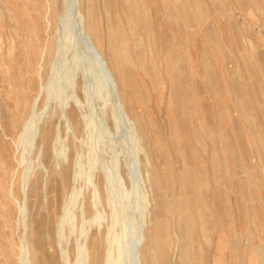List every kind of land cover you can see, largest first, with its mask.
Returning <instances> with one entry per match:
<instances>
[{
  "label": "rangeland",
  "instance_id": "obj_1",
  "mask_svg": "<svg viewBox=\"0 0 264 264\" xmlns=\"http://www.w3.org/2000/svg\"><path fill=\"white\" fill-rule=\"evenodd\" d=\"M133 1L130 13L138 9L137 24L126 18L128 13L121 8L119 0H76L73 29L77 32L83 28L89 33L112 75L114 87L105 106L95 100L88 107L82 87L85 83L93 86V82L88 78L86 81L77 69L73 90H67L65 103L61 106L50 102L45 110L44 87L52 63L59 62L55 61L60 37L56 27L63 0H0V264H20L22 244L26 246L27 264H64L55 235L62 208L72 192L78 194L72 208L76 230L69 235L65 227L61 243L67 264H74L77 246L86 252L87 264H104L110 225L105 176L97 165L92 172V187L81 179H74L75 161L84 165L87 160L84 118L90 113L88 108L94 116L97 113L95 121L100 116L104 121H101L103 144L95 149L99 160L111 166L117 162V175L125 191L133 186L131 171H134L135 180L145 195L147 210L143 215L141 264H160L161 249L165 264H192L193 259L208 264L214 247L235 246L238 253L243 244L264 257V229L259 225V220L264 219V0H165L164 4L162 0ZM145 13L147 17L143 18ZM115 22L128 38L131 32L140 36V56L131 48V38L127 42L129 56H123L122 44L110 36L114 34ZM96 29L100 32L99 39L93 36ZM69 51L66 60L70 59ZM123 70L132 75L138 91L125 86ZM208 92L215 97L217 108L214 114L206 113L204 121L197 123L200 112L195 110L191 95L199 94L204 111V104L214 102ZM116 105L121 106L119 111L126 116L119 115L123 121H119L118 130L112 119ZM41 111L30 161L20 164L17 137L24 122ZM213 117L220 122V139L230 140L231 146L219 149L217 139L218 178H212L211 167L205 163L201 175L207 184L202 178L204 186L199 180V195L185 194L179 178L181 167L176 160L179 155L174 131L178 128L184 141L188 137L184 152L189 167L193 164V146L206 162L210 156V140L202 129H199L200 145L191 136L198 127L208 126ZM56 134L62 142L63 151L59 155L54 153L58 150ZM133 135L138 140L137 152H131L134 149L129 144ZM105 136L113 142L109 146ZM233 184L235 188L239 186L234 196ZM214 187H219L224 200L215 199ZM93 188L96 203L92 199ZM155 190L167 208L159 218L154 217ZM196 198L202 200L210 216L206 230L202 229L191 206ZM81 204L86 219L91 220L95 212L99 214L98 219L84 226L83 235H80L78 220ZM179 214L183 220L190 221L185 235L195 237L192 249L182 246ZM163 230L170 239L169 248L161 242ZM149 237L153 241L147 255L149 262L145 263L143 248ZM246 260L245 254L238 253L237 264H246Z\"/></svg>",
  "mask_w": 264,
  "mask_h": 264
},
{
  "label": "bare ground",
  "instance_id": "obj_2",
  "mask_svg": "<svg viewBox=\"0 0 264 264\" xmlns=\"http://www.w3.org/2000/svg\"><path fill=\"white\" fill-rule=\"evenodd\" d=\"M119 1L121 4V8L128 13L126 18L133 19L134 23L136 21L135 24H137V20L135 18H136V14L138 13V9L135 10V12L130 13L133 10L132 5H134L133 4L134 1L133 0H119ZM75 2H76V0H63V11H62L61 15L58 17V22H57L58 26L56 28H58L57 30L60 33V37H59V47L57 46L58 48H57L55 61L58 59L59 62H57V63L53 62L51 67H50L51 73H50L48 80H47V83L44 87L46 90V95H45V99H44V108L47 107L50 102H55L59 105L65 103L63 101H65L64 99H65V95H66L67 90H70L71 92L73 90V87H74L73 76H74V71L77 69H79L80 73L83 75V77L85 78L86 81H89L88 79H90L93 82V86H89L88 84L85 83L82 87V94L84 96V102L88 105V107H91V105L94 103L93 101H95V100L100 101L104 106L110 101V99L108 98L109 92L111 91V93H112L111 87H114L113 86L114 81L112 83V80H111V77H112L111 73L106 68L105 63L102 60V58L98 52L97 47L94 45V43L90 39L89 33L84 32L83 28H81V29L78 28V30H76L77 32H75V30L73 29L72 22L75 21V18H76L74 16ZM85 2H86V0H85ZM164 3H165V0H162V4H164ZM105 5H106V3H105ZM126 5H127V7H126ZM85 6H86V4H85ZM114 10H115V8H114ZM105 11L106 10L104 9V12ZM159 12H160V10H159ZM111 15H112V13H111ZM142 15H143V18L147 17L146 13L142 14ZM38 17H39V15H38ZM87 18H89V17H87ZM77 19H79V17H77ZM41 20H42V17H41ZM112 20H113V18H112ZM79 22H80V20H79ZM142 24H145V23H142ZM86 27H87V25H86ZM145 27H146V25L144 26V28ZM134 28H136V27H134ZM112 29L114 30V34H112V35L109 34V35L111 37H114L116 40H118L122 44L120 51H121V53H123V56H125V57L129 56V52H128L129 50L127 47V42H128L129 38H131L133 41V45L131 47L133 49V51L139 56L142 54V52H141L142 49L140 46L142 40H141L140 36H138L135 32H131V34L129 35V38H128V36L125 35L121 31L120 25L117 22L114 23V26ZM166 33L167 32L165 30L164 31V37L167 40L168 35ZM93 36L95 39L101 38L99 30L96 29ZM78 47L81 48L80 52L78 50ZM163 50H165V49H163ZM68 51L70 52L69 53L70 59L66 60L65 58H66ZM137 59H136V61H137ZM127 61H128V59H127ZM176 61H177V59H176ZM174 63H176V62H174ZM118 64H120L119 61H118ZM143 64H144V62H143ZM152 64H153V62H152ZM122 72L124 73V75L122 77L124 78L123 81H124L125 86H127L132 91H134V90L136 91L137 88L134 84L132 75L130 73L125 72L124 70ZM150 77H152V76L149 75V78ZM148 80H150V79H148ZM129 89H127V90H129ZM125 90H126V88H125ZM208 93L211 94L210 98L214 99V102L211 105L204 104V106H206L204 111L202 110L203 108L201 105L200 98L198 96L199 94H196L194 96V93H193L191 95V98L194 99V104L196 105L194 107L195 110L197 111V109H199L198 111L200 112V115H198V117H197V123H198V121L200 122L204 119V115L206 113L210 114V115L212 113L214 114L215 109L217 108L216 107L217 102H215V97L212 96L211 92H208ZM186 97L189 98L188 95ZM117 98H116V100H117ZM171 99H173V98H171ZM74 101H75L76 105H79V103L76 100H74ZM116 104H117V102H116ZM130 104L133 105V102H130ZM156 104H157V102H156ZM113 105H114V103H113ZM111 108H112V106H111ZM113 108L114 109H112V110H115V111H113L114 112V114L112 113L113 118L112 117L111 118L114 120L113 124L115 125V129L118 130L119 121H123V118L121 120L120 119L121 117H119V115H122L120 112L121 106L116 105ZM88 109L90 110V113H89V115L85 116V118H84V121H85L84 125H85V130L87 133V148H88L87 152H86L87 153V156H86L87 160H86L84 165L80 164L77 160L75 161V167L77 168V171L74 173V179H76V178L81 179L85 184L92 187L93 186L92 185V172L96 169L97 165L100 166V170L103 172V174L105 176V180H106V182L104 183L105 184V194H106L107 206L109 208L110 225L108 226L107 236H106L109 248H108L106 256L104 258V264H141V260H140L141 256L140 255L142 253L140 250L141 249L140 244L142 243V240H143L142 226H143V215H144V211L146 209L145 195L142 191V188L139 185V181L135 180V178L137 179V177H136L137 175L133 173L134 171L133 172L131 171V176H132L131 177V182H132L131 184H133V186H131V188L129 190L125 191V189L123 188V185L121 184V181L117 175V162H115L114 165L111 166V165H106V164H104V162H101L99 160L98 155H96L97 153H95V149H96V146L100 145L101 143L103 144L102 130L104 129V127H102L103 125L101 123V121H102L101 116L98 118L99 121H95L96 119H94V117H96L97 113H95V111L92 110L95 113V116H94L91 112V108H88ZM45 110H46V108H45ZM42 111H41V113H38V114H32L33 112L32 113L30 112V114H32V115L31 116L29 115L30 117L24 122V124L22 125V128L20 130V133L17 137L16 147L21 149V156L19 159L20 164L26 163L27 160L30 161L29 157H30V153H31V149L33 147L34 141H35L37 134H38V131H39V124H40V118L42 115ZM118 111H119L118 115H115V112L117 113ZM60 112H61V109H60ZM180 113H181V110H180ZM185 113L187 115H189V113H187V110ZM190 113H192V112H190ZM142 114H143V112H142ZM60 115L63 116L64 115L63 112H61ZM181 115L182 114H180V116ZM62 116H60V117H62ZM122 116L126 117L124 113ZM118 119H120V120H118ZM127 119H129V118H127ZM182 119H183V117H182ZM65 122H66V120H65ZM102 122H104V121H102ZM176 122H177V120H176ZM219 123L220 122H218V119L216 117H213L209 120V123L207 124L208 126H206L205 128L198 127V129L193 132L192 136L190 135L192 138H194V140H196L197 144L200 145L201 143H200V136H199L200 130L199 129H202L204 131L203 133L210 140V145H211V150L209 153L210 156H208V158L206 159V162H204L202 157L196 152L194 146L192 147L193 151H192L191 157H192V163L193 164L191 165V167H193L194 169L189 167L186 163L187 158L185 157L184 146H185V143L188 141V137L184 141L182 138L183 135L181 134V131L178 128L174 131V138L176 141L175 147H176V150H177L178 155H179V158L176 157V160L181 167V169L178 170L179 178H180L182 184L184 185L181 189H182V191H184L185 194H192L194 196L199 195L200 190H201L200 189L201 183L204 186V183L202 181V178H204V177H202V175H201V169L203 168L205 163L209 164V166L211 167L212 178L213 179L218 178L217 177V170L219 167L217 164L218 163V158H217L218 146L220 145L219 149H221V148L225 149L226 147L229 148L231 146L230 140H228V139L226 140L225 138L220 139V136L222 135V133H220L221 129H220ZM122 124H123V122H122ZM236 126H238V125H236ZM191 131H193V130H191ZM238 132H240V131H238ZM57 135L58 134H56V136H55V138H56L55 143L58 144L57 145L58 150H56L54 148L55 149L54 153L59 155L62 153L63 150H62V142H61V140H59V137ZM108 137H106V136L104 137V138H107L105 140V141H107V145L110 142ZM128 138H130V136ZM155 138H156V142H159V139L157 137H155ZM142 139H143V137H142ZM217 139L219 140V145H217V141H218ZM121 142H119V143H121ZM130 142L131 143H129V144H131L133 146V149H134L131 152H133V151L137 152L138 151V148H137L138 140L136 139V137H134V135L131 136ZM60 143H61V145H60ZM110 143H113V142H110ZM131 145H129V146H131ZM121 146L122 145H120V147ZM223 146H225V147L223 148ZM80 147H82V146H80ZM98 148H99V146H98ZM107 148H109V147H107ZM112 150H114V149H112ZM129 150H131V149L129 148ZM145 161H146V157H145ZM127 165L128 164H126V166ZM131 166H132V164L129 165V167H131ZM138 170H140V168ZM199 180L201 181V183L199 182ZM203 180L207 184L206 179L204 178ZM239 185H241V184H239ZM238 189H239V186L237 188H235V186L233 184V187H232L233 196L236 195V192ZM74 193L73 192L71 193L69 202H67L63 206L62 215H61L60 221L56 227L55 238L57 241V245L60 249V256L64 260V264L68 263L66 251L61 247V243L64 240V235H63L64 228L67 227L69 235L73 234L76 230L75 229L76 228L75 227L76 226V224H75L76 217L72 213V208H74L76 205L78 194L76 195ZM213 193L215 195V199L224 200L223 194H222L221 190H219V187H214ZM96 196H97L96 191L93 188V192H92V199L94 201L93 203H96ZM154 203H155L154 217L155 218L162 217L167 212V208L164 205V202L162 200V197H161L159 191H157V190H155V192H154ZM234 204L236 206L238 204V201L235 199V197H234ZM191 206H194L193 209L197 213V218H198L199 222L202 223V229L206 230L207 228H209L210 216H209L208 211L206 210L202 200L196 198L195 202L193 204H191ZM188 207H189V205H188ZM148 211H150V210H148ZM78 214H79L78 215L79 231H80V235H83L85 233L84 226L87 224H90V222H92L95 218L98 219L99 214L95 212V215H94V217H92L91 220L86 219L85 214L83 212L82 204L78 208ZM178 218H180L179 219L180 223L178 224V230L180 232L179 234H181V237H182V239H181L182 240L181 241L182 246L183 247L188 246V247H190V249H192V246L194 247V244H195V241H194L195 237L193 238V236L189 237V236L185 235L186 232L189 231L188 224H190V221H187V219L183 220V217L181 216V214H179ZM161 225H163V224H160L159 226H161ZM259 225L262 229H264V219L259 220ZM161 227H163V226H161ZM191 229H192V226H191ZM207 231H209V230H207ZM146 232H148V231H146ZM163 232L164 233L162 234L163 237H162L161 242H162V244H164L165 246H168V248H169L170 239L167 236L165 230H163ZM147 240H148V244L146 242L147 245L145 248H143V250H144L143 251V259H144L145 263H147L146 261L148 260L147 255H148V251H149V246L151 245L150 243L153 241V239L151 237H149V238H147ZM225 247L226 246L214 247L212 249V254L209 257V260L207 261L208 264H237L236 260L238 257V253H239V255L245 254L246 259H247L246 264H264V257L260 254V252H257L258 250L255 253L252 252V249L250 247L247 248L246 244H243L242 247L238 248V253L236 252L237 249L235 246H228L227 248L230 250L227 253H226L227 248H225ZM233 250H234V252H233ZM183 253H184V250L181 251V255ZM26 254H27L26 246L22 244L21 250H20V256L18 259V262H20V264H27L26 257L28 254L27 255ZM160 254H161V263L165 264V262H162V260H164L163 255H162L163 254L162 249L160 250ZM186 256H187V254H186ZM192 261H193L192 264H203L201 262V259H196V260L193 259ZM148 262H149V260H148ZM74 264H87L86 252H84V250L81 249L79 246L76 247V260L74 261ZM148 264H150V263H148Z\"/></svg>",
  "mask_w": 264,
  "mask_h": 264
}]
</instances>
